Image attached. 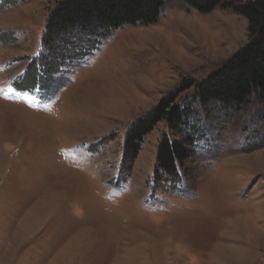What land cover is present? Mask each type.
Returning a JSON list of instances; mask_svg holds the SVG:
<instances>
[{"label":"rangeland","instance_id":"rangeland-1","mask_svg":"<svg viewBox=\"0 0 264 264\" xmlns=\"http://www.w3.org/2000/svg\"><path fill=\"white\" fill-rule=\"evenodd\" d=\"M61 1L0 0V264H264V105L202 102L197 86L248 44L247 19L168 0L156 22L93 43L34 103L7 80ZM171 98L193 151L163 191L159 144L183 139L166 119L119 162L129 128Z\"/></svg>","mask_w":264,"mask_h":264},{"label":"trees","instance_id":"trees-1","mask_svg":"<svg viewBox=\"0 0 264 264\" xmlns=\"http://www.w3.org/2000/svg\"><path fill=\"white\" fill-rule=\"evenodd\" d=\"M168 0H62L46 22L39 41L40 50L31 56L24 74L9 79L13 91L24 92L22 98L41 102L51 90L57 75L68 70L74 62L86 56L93 43L126 25L151 24L158 20ZM202 12L218 6L230 7L248 21V44L221 70L199 83L198 94L202 102L221 99L224 103L242 105L253 94L264 105V0H248L234 5L224 0H185ZM78 30V32L76 31ZM66 32L64 36L62 33ZM84 34L88 35L85 36ZM61 36V37H59ZM11 34H1L0 43H6ZM61 39V41H60ZM65 39H71L64 44ZM189 87L193 81L186 82ZM133 124L125 139V149L120 161H133L146 136L162 120L171 129L183 135L181 141H171L167 136L158 147L154 188L168 191L184 177L180 162L189 157L192 136L183 134L188 116L186 107L174 103L173 98ZM193 151V150H192ZM194 153V152H193ZM125 175H128L126 173Z\"/></svg>","mask_w":264,"mask_h":264}]
</instances>
